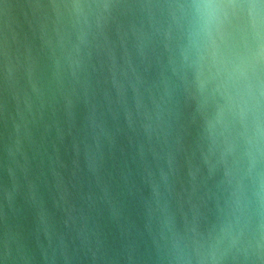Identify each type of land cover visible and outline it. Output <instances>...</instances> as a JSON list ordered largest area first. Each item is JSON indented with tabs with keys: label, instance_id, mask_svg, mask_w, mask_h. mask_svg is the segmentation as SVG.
Instances as JSON below:
<instances>
[{
	"label": "water",
	"instance_id": "obj_1",
	"mask_svg": "<svg viewBox=\"0 0 264 264\" xmlns=\"http://www.w3.org/2000/svg\"><path fill=\"white\" fill-rule=\"evenodd\" d=\"M0 264H264V0H0Z\"/></svg>",
	"mask_w": 264,
	"mask_h": 264
}]
</instances>
